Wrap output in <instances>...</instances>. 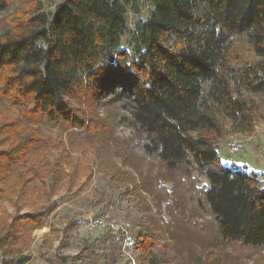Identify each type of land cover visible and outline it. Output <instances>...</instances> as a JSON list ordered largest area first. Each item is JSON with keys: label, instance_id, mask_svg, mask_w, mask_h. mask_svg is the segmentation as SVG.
<instances>
[{"label": "trees", "instance_id": "1", "mask_svg": "<svg viewBox=\"0 0 264 264\" xmlns=\"http://www.w3.org/2000/svg\"><path fill=\"white\" fill-rule=\"evenodd\" d=\"M20 1L0 0V203L16 199L15 215L4 213L0 224V264L31 260L23 251L54 207L32 203L22 214L25 194L48 197L71 176L65 166L75 175L72 153L87 147L137 202L132 248L146 264H220L228 249L241 262L264 264V188L256 175L225 165L218 149L227 133H253L264 120V0H64L52 16L38 0ZM141 1L153 10L131 30L128 15L140 13ZM116 106L140 143L110 146L100 110ZM42 126L79 135L86 146L67 149ZM111 151L135 171L138 155L159 174L190 180L197 172L209 185L175 197L164 189V198ZM203 215L213 221L208 240L181 237L179 223L195 227L191 218Z\"/></svg>", "mask_w": 264, "mask_h": 264}, {"label": "rangeland", "instance_id": "2", "mask_svg": "<svg viewBox=\"0 0 264 264\" xmlns=\"http://www.w3.org/2000/svg\"><path fill=\"white\" fill-rule=\"evenodd\" d=\"M23 1L28 2L30 0H21L16 5L20 6ZM38 1L43 5V12L52 16L64 0ZM152 10L153 7L149 3L141 1L140 13L137 16L133 13L128 15L129 28L131 30L134 28L137 19H148ZM130 38L131 34H128L127 39L124 41V46L127 49L130 48ZM238 49L248 61L254 60L249 47L244 43H240ZM206 90H208L207 86ZM73 105L76 106L75 103ZM262 112L264 114V110ZM125 114L120 106L104 107L100 110V118L109 126L110 139L108 142L111 143L110 146L115 144L122 146L128 142L132 145L140 143V139L136 136L134 130L123 121L122 118ZM41 130L44 135L54 139L62 137L67 149H71L72 145L74 150H80L86 144L83 137L63 133L59 128L42 126ZM233 142L241 145V151L237 154H231L230 152V144ZM98 143L103 142L100 140ZM218 149L225 165L247 174L256 175L261 187L264 188L263 119L258 118L256 120L253 133H227L224 138L219 140ZM60 153L61 151H54V155L57 157H61ZM72 154L79 158V162L73 163V166H77L75 175L69 166H65V168L72 177L75 176L73 180H70L71 176L67 177L58 187L50 190L48 197L43 196L39 200H32L30 197L31 188L25 194V204L19 209L22 214L31 212L27 205L32 203H42L47 207H54V211L44 227L33 231L31 234L32 243L23 251V255L31 259L27 264H146L132 248V244L137 239L140 231V214L137 202L132 198L124 197L122 195L123 189L110 182L101 170L98 157L93 150L87 147L84 154L81 151ZM109 156L117 165L133 173L138 183H142L140 172L144 178L148 176L156 189L160 190L162 188L161 194L163 193L164 198V189L175 197L177 193L180 195L185 194L192 186L202 189L209 185L206 178L197 172L193 174L190 180L182 179L178 175L168 176L162 170V173L159 174L160 169L154 162L141 157L137 158L138 155L134 156L136 158L134 165L136 164L139 169L135 171V169L123 166L122 159L114 152L111 151ZM78 164L80 165L78 166ZM87 168H90L91 172ZM162 174L166 181H158ZM143 194L148 204L153 208L152 198L147 193ZM189 195L193 194L190 192ZM169 201L165 203H170ZM12 202H16V199L11 202L3 201L0 203V224L4 213L7 212L8 216L11 217L15 215L16 209L13 207ZM185 214L189 219L190 214L188 215V212ZM102 217L107 218L109 222L115 221L122 226L129 224L130 230L127 234L114 235L109 230L92 229L91 222ZM168 218L169 215L166 211L165 221ZM191 220L192 224L196 223L195 227L188 225L184 219L179 223L181 237H190L191 240L199 243L207 241L210 236L209 229L213 228V221L205 215L191 218ZM203 228L205 229L202 230ZM222 256L220 264H244L246 261V263L253 264L252 261L241 262L240 259L232 257L230 249L222 252ZM85 257H87L86 260ZM80 258H84V260L80 261Z\"/></svg>", "mask_w": 264, "mask_h": 264}, {"label": "built area", "instance_id": "3", "mask_svg": "<svg viewBox=\"0 0 264 264\" xmlns=\"http://www.w3.org/2000/svg\"><path fill=\"white\" fill-rule=\"evenodd\" d=\"M241 151V145L237 142H233L230 144V152L231 154H237ZM91 228L94 230H109L114 235L119 234H127L130 230V225H119L117 222H109L107 218L102 217L95 219L91 222Z\"/></svg>", "mask_w": 264, "mask_h": 264}]
</instances>
